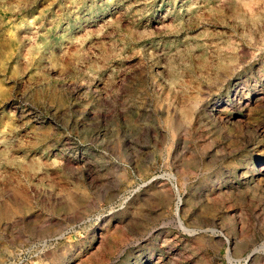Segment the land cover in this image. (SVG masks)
<instances>
[{
    "label": "rangeland",
    "instance_id": "1",
    "mask_svg": "<svg viewBox=\"0 0 264 264\" xmlns=\"http://www.w3.org/2000/svg\"><path fill=\"white\" fill-rule=\"evenodd\" d=\"M0 264H264V0H0Z\"/></svg>",
    "mask_w": 264,
    "mask_h": 264
},
{
    "label": "bare ground",
    "instance_id": "2",
    "mask_svg": "<svg viewBox=\"0 0 264 264\" xmlns=\"http://www.w3.org/2000/svg\"><path fill=\"white\" fill-rule=\"evenodd\" d=\"M178 209H179V208H178ZM179 221H180V220H179ZM179 224H181V227H182L184 230H186V229L184 228V225H183L182 221H181Z\"/></svg>",
    "mask_w": 264,
    "mask_h": 264
}]
</instances>
